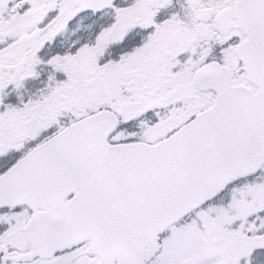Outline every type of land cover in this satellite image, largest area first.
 I'll return each mask as SVG.
<instances>
[{"label":"snow or ice","instance_id":"snow-or-ice-1","mask_svg":"<svg viewBox=\"0 0 264 264\" xmlns=\"http://www.w3.org/2000/svg\"><path fill=\"white\" fill-rule=\"evenodd\" d=\"M0 264H264V0H0Z\"/></svg>","mask_w":264,"mask_h":264}]
</instances>
